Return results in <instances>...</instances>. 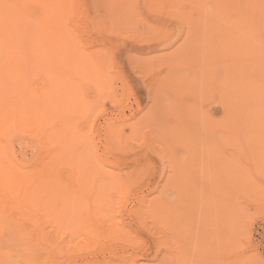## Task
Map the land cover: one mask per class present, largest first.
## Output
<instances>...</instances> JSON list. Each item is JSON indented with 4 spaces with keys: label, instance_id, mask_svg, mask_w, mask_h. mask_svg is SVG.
I'll use <instances>...</instances> for the list:
<instances>
[{
    "label": "rangeland",
    "instance_id": "1",
    "mask_svg": "<svg viewBox=\"0 0 264 264\" xmlns=\"http://www.w3.org/2000/svg\"><path fill=\"white\" fill-rule=\"evenodd\" d=\"M255 3L74 0L58 6L68 38L57 42L53 56L62 102L56 132H72V148L84 147L86 162L116 186L106 214L126 232L112 235L106 226L95 234L100 226L93 215L85 222L81 199H59L56 264H157L167 255L175 264H264V118L248 120L240 135L215 134L234 117L221 101L235 114L231 95L218 87L228 71L229 42L258 63L264 84V0L259 17ZM33 10L43 13L40 5ZM42 75L38 87L48 79ZM23 140L17 151L30 158L32 139ZM78 161L72 155L65 181L75 179ZM74 187L71 199L80 191Z\"/></svg>",
    "mask_w": 264,
    "mask_h": 264
},
{
    "label": "bare ground",
    "instance_id": "2",
    "mask_svg": "<svg viewBox=\"0 0 264 264\" xmlns=\"http://www.w3.org/2000/svg\"><path fill=\"white\" fill-rule=\"evenodd\" d=\"M260 1L251 7L258 17ZM72 3L74 0H0V264H56L57 251H61L53 236L59 199H70L69 204L81 199L78 208L85 222L90 224L93 215L100 226L95 234L106 226L112 235L126 232L106 214L116 186L107 183L106 172H99L94 162H86L89 157L84 147L72 148V132H56V107L62 102L54 90L53 56L57 42L68 38L62 23L65 12L58 6ZM37 5L42 6V14L34 13ZM235 44L229 42L226 47L224 67L227 64L228 71L218 84L235 102V114L221 101L227 117H234L228 118L226 129L220 124L217 136L222 132L240 135L248 120L264 118V84L257 77L258 63L249 62ZM44 73L48 79L38 87L36 81ZM26 136L32 139L30 158L16 148L26 146ZM72 155L78 156L79 168L75 179L65 181L62 173L72 165ZM72 187L80 189L75 199L67 197ZM90 201L91 209H87ZM87 236L93 239L94 231ZM175 262L167 255L157 264Z\"/></svg>",
    "mask_w": 264,
    "mask_h": 264
}]
</instances>
